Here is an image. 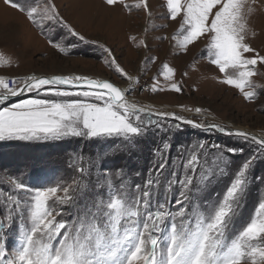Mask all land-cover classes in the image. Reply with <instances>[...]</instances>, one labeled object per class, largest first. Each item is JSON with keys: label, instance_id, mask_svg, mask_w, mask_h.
Masks as SVG:
<instances>
[{"label": "snow or ice", "instance_id": "6c2138e0", "mask_svg": "<svg viewBox=\"0 0 264 264\" xmlns=\"http://www.w3.org/2000/svg\"><path fill=\"white\" fill-rule=\"evenodd\" d=\"M5 2L23 14L59 54L68 56L70 47H75L67 36L101 49L104 63L126 86L83 74L0 75V141L116 138L132 150L168 117L195 128L205 127L176 112L156 111L134 98L138 90H145L142 75L158 56L145 54L143 73L131 74L112 48L78 32L55 0ZM257 2L166 0L167 14L161 17L179 26L171 35L176 55L187 54L190 46L206 41L207 59L221 74L218 82L238 90L248 102L260 95L253 78L264 69V55L249 42L257 35L250 27ZM104 3L110 8L122 6L129 14L142 10L149 18L153 16L149 0ZM152 27L157 28L154 23ZM147 35L146 28L143 37L130 39L136 48L150 52ZM159 39L168 40L169 36ZM13 67H19L18 58L0 51V69ZM181 76L187 77L188 72ZM148 90L182 94L184 87L177 80L176 67L162 62ZM25 93L34 95L11 102ZM203 111L195 109L197 114ZM207 127L249 144V155L236 163L232 157L244 156V147L210 145L215 151L209 156L206 145L197 144L181 163L180 173L173 170L164 177L163 202L158 199L155 206L154 188L160 186L158 177L168 167L163 160L156 165L157 178L147 179L144 186L126 184L127 174L122 169L115 178L104 173V183H100L101 178L94 183L90 174L85 175L83 165L76 169L80 179L31 190L18 178H11L12 191L3 193L6 214L0 217V264H264V198L258 199L247 218L242 215L254 187L264 185V175L256 173L264 164V135L220 124ZM224 179L228 183L223 192H216L214 182ZM17 190L28 193L27 201L18 198ZM169 193H173L175 210ZM68 209L74 211L72 218L65 220ZM17 220L21 221L16 225L19 243L9 249L5 232Z\"/></svg>", "mask_w": 264, "mask_h": 264}, {"label": "rangeland", "instance_id": "374dc122", "mask_svg": "<svg viewBox=\"0 0 264 264\" xmlns=\"http://www.w3.org/2000/svg\"><path fill=\"white\" fill-rule=\"evenodd\" d=\"M55 2L64 18L78 32L87 39L98 40L112 48L120 64L131 74L143 73L145 54L158 56L155 64L147 65L149 69L147 74L142 75L141 85L145 90H138L134 98L143 105L152 106L156 111L176 112L185 119L203 123L205 127L195 128L168 117L161 121L162 127H153L132 150L124 148L116 138L110 140L67 137L47 141H0V217L6 214L2 207L5 199L3 193L5 190L12 191V185L9 183L11 178H18L31 190L80 179L76 169L83 165L85 175L90 174L94 183L97 180L96 171L108 174L111 179L118 175L117 170L122 169L127 174L126 184L144 186L147 179L157 178L156 165L163 160L167 161L168 167L158 177L160 186L154 188L155 206L158 199L163 202L166 189L164 177L173 170L180 173L181 163L197 144H205L209 156L215 151L208 147L210 145H221L225 148L244 147V156L232 157L236 163L249 155V144L215 129L209 130L207 125L220 124L230 130L248 129L256 135H264V69H261L262 74L253 78L260 95L257 100L248 102L238 90L218 82L221 74L207 59L206 41L201 40L190 46L187 54L176 55V49L173 47L175 42L171 41V35L179 26L175 22L161 19L167 14L166 0H149L153 12L151 18L142 10H133L129 14L122 6L110 8L105 5L104 0H55ZM128 2L131 3L132 0ZM255 7L257 11L250 18V27L257 35L249 42L264 55V0H258ZM153 23L157 26L156 29H153ZM162 24H167L168 27L159 28ZM146 28L150 52L136 48L130 39L131 36L138 39L143 37ZM165 35L169 36V39L161 41L159 37ZM66 40L70 45H75L70 47L68 56L51 49L45 36L41 35L23 14L10 7L5 0H0V51L13 55L19 61L18 68L0 69V75L32 72L43 75L83 74L111 79L126 86L125 81L104 63V53L101 49L79 42L71 36H67ZM162 62H168L176 67L177 80L182 82L184 87L182 94L171 91L152 93L148 90ZM185 71L188 72V76L182 77L181 73ZM30 95L34 94L25 93L24 96L15 97L11 102L29 98ZM181 105L191 111H182ZM197 107L204 111L197 114L195 112ZM109 140L112 143H109ZM165 145L168 147L165 148ZM256 173L264 175V164L256 169ZM100 178V183L103 184L102 176ZM227 183V179H224L218 184L214 182L213 187L216 192L222 193ZM16 195L22 202L28 199L27 192L17 190ZM261 198H264V185L254 187L249 195L244 214L242 212L245 218L252 213L258 199ZM168 199L175 210L173 193L168 194ZM73 211L74 209H68L64 219L70 220ZM12 215L15 216V212ZM20 223L21 221L17 220L16 224L5 232L9 249H14L19 243L16 225Z\"/></svg>", "mask_w": 264, "mask_h": 264}, {"label": "trees", "instance_id": "16d2710c", "mask_svg": "<svg viewBox=\"0 0 264 264\" xmlns=\"http://www.w3.org/2000/svg\"><path fill=\"white\" fill-rule=\"evenodd\" d=\"M154 119H157L156 117H153ZM111 140V139H110ZM109 140V143H112V141H110ZM108 142V141H107ZM102 174L103 173H101V171H96V173H95V176H97V178H100L101 176H102ZM139 180V178L136 180V181H138ZM244 209L242 210V212H243V214H244ZM71 218H72V216H71Z\"/></svg>", "mask_w": 264, "mask_h": 264}, {"label": "built area", "instance_id": "2783aa9c", "mask_svg": "<svg viewBox=\"0 0 264 264\" xmlns=\"http://www.w3.org/2000/svg\"><path fill=\"white\" fill-rule=\"evenodd\" d=\"M15 97H13L12 99H14ZM159 112H161V111H159ZM165 119H168V118H165ZM181 123H183V122H181ZM203 124V123H202ZM205 124H207V123H205ZM209 125H211V124H209ZM208 126V125H207Z\"/></svg>", "mask_w": 264, "mask_h": 264}, {"label": "bare ground", "instance_id": "6f19581e", "mask_svg": "<svg viewBox=\"0 0 264 264\" xmlns=\"http://www.w3.org/2000/svg\"><path fill=\"white\" fill-rule=\"evenodd\" d=\"M58 74H61V73H58ZM52 75H54V74H52ZM243 130L249 131L248 129H243Z\"/></svg>", "mask_w": 264, "mask_h": 264}]
</instances>
